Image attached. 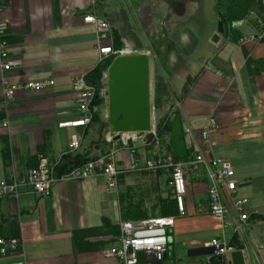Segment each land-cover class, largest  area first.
<instances>
[{
    "label": "crops",
    "instance_id": "crops-1",
    "mask_svg": "<svg viewBox=\"0 0 264 264\" xmlns=\"http://www.w3.org/2000/svg\"><path fill=\"white\" fill-rule=\"evenodd\" d=\"M97 1L0 0L9 55V65L0 70V180L23 179L40 156H74L76 152H69L74 136L82 147L88 126L59 128L58 124L80 117L73 81L99 63L95 29L83 22L86 14L100 16ZM254 30L245 22L238 29L241 35ZM46 79L54 81L52 87L38 93L20 91L6 103L2 99L3 81L23 84ZM102 98L95 112L99 121L107 115V92ZM209 117L215 118L219 128L206 147L201 131ZM167 119L169 130L163 131L158 149L138 139L128 145L114 144L97 158L124 171L117 195L96 175L59 182L48 197L20 189L17 195L3 198L0 237L18 239L20 249L14 256L0 257V264L15 260L116 264L102 252L118 243L119 222L157 218L171 219L172 225L167 229L165 256H155V264H206L212 239L229 244L237 236L239 214L234 199L247 201L244 211L250 219L242 228L263 220L264 45L240 46L228 38L224 45L215 46L188 92L175 100ZM5 143L9 161L4 157ZM152 151L173 162L184 163L197 151L228 162L237 183L234 194L221 192L229 226L209 213L207 180L191 171L185 175V214L180 215L168 186L170 171L144 169ZM132 155L136 170L130 169ZM170 201L175 214L163 216L162 206Z\"/></svg>",
    "mask_w": 264,
    "mask_h": 264
},
{
    "label": "water",
    "instance_id": "water-1",
    "mask_svg": "<svg viewBox=\"0 0 264 264\" xmlns=\"http://www.w3.org/2000/svg\"><path fill=\"white\" fill-rule=\"evenodd\" d=\"M216 0H98L100 16L120 36L123 47L141 54L115 57L106 70L107 115L93 121L74 156L94 160L111 151L124 134H146L167 118L175 100L228 38ZM243 20L233 21L237 30ZM110 137V140H108ZM237 231L219 264H264V219ZM210 256L213 249H207ZM165 256V252H160ZM206 255L205 253L202 254ZM140 262L149 260L138 253ZM148 264H155V259Z\"/></svg>",
    "mask_w": 264,
    "mask_h": 264
},
{
    "label": "built area",
    "instance_id": "built-area-1",
    "mask_svg": "<svg viewBox=\"0 0 264 264\" xmlns=\"http://www.w3.org/2000/svg\"><path fill=\"white\" fill-rule=\"evenodd\" d=\"M85 24L92 25L97 35V49L99 62L118 56H131L141 54L140 51L127 47L113 48V30L109 22L92 13L83 17ZM7 30L5 23H0V70L6 68L9 63L7 43L3 37ZM240 46L264 45V23L259 21L253 32L241 35L236 42ZM107 74H103L101 79L102 88L97 89L88 83L86 74L75 77L72 85L76 96L80 117L72 121H64L58 124L59 128H86L93 122L96 112L94 105L97 97L102 98L106 92ZM54 81L51 79L40 81H29L23 84H10L6 81L2 83L3 101H11L15 95L22 92L38 93L52 87ZM6 126L7 124H3ZM219 128L218 122L213 117H209L206 125L201 131V138L204 145L208 147L210 136ZM153 138L146 143V134H124L120 136V142L128 145L129 141L140 140L143 144H152L156 149L160 147V139L156 130L152 129ZM110 140V137H108ZM80 148V140L72 137L69 143V152H76ZM60 158L40 156L35 167L29 169L23 179L10 181L0 180V201L3 198L17 195L20 189H25L38 197H48L51 195L55 184L63 181L85 180L96 175H101L105 179L107 190L117 195L119 192V179L124 171L118 169L115 163H102L99 160H89L79 167L71 169H60ZM137 163L135 157L131 156V170H136ZM145 170H165L170 171L168 186L172 191L177 211L180 215L185 214L184 197L186 195L185 175L191 171L207 180V197L209 213L226 222L229 211L222 202L221 192L225 191L234 194L237 183L234 179L235 173L228 162L206 156L204 152L197 151L186 162H173L166 155L152 151L144 165ZM245 199L236 198L233 201L234 208L238 211L237 231L247 224L250 216L244 211ZM229 226V224L226 222ZM172 225L171 219L157 218L143 221H121L119 222L118 243L102 252L103 257L115 260L116 264H148L155 259L168 245V227ZM208 247L213 249V256L218 257L230 250V245L222 243L217 239H212ZM20 242L16 238L0 237V257L14 256L19 252ZM147 253L149 260L140 262L138 253ZM9 264H27L24 260H15ZM206 264H211L210 256Z\"/></svg>",
    "mask_w": 264,
    "mask_h": 264
},
{
    "label": "trees",
    "instance_id": "trees-1",
    "mask_svg": "<svg viewBox=\"0 0 264 264\" xmlns=\"http://www.w3.org/2000/svg\"><path fill=\"white\" fill-rule=\"evenodd\" d=\"M253 10H257V13L262 14L263 16L262 22L264 23L263 0H216L215 11L217 14H219L222 17L224 27H225L226 37L235 43L237 42L241 34L238 30L232 28V22L244 20L248 14H251L253 12ZM112 44H113V48L115 49L121 48L123 46L120 41L119 34L114 31H113V43ZM111 61H112L111 58L104 59L100 61L95 68L89 71L86 74L88 83L95 86L97 89H101L102 88V84H101L102 76L106 72ZM102 102H103V98L97 97V99H95L94 101V105L98 106ZM167 120L168 119L165 118L161 122V124L156 128V134L158 135L160 139V143L162 142L163 131L165 129L169 130V123ZM93 121H99V118L95 114L93 116ZM120 146L121 144L118 145V147ZM3 152H4L5 159L9 161L10 160V150H9L8 143H5V149ZM82 159L83 157L82 156L80 157L79 155L72 156L71 154H65L63 157H61L60 169L64 170V169H71L73 167H79L88 161V160H83L82 162ZM94 160H97V159H94ZM165 205L167 206L166 207L167 209L164 211ZM165 205L162 206L163 216L174 215L175 212L172 210L171 201ZM259 219H263V218H259ZM79 234H75V235L79 236ZM236 238L237 236L235 235L232 238V241ZM232 241L229 243L230 246L232 245ZM210 262L211 264H219L216 260V257L213 255L210 256Z\"/></svg>",
    "mask_w": 264,
    "mask_h": 264
},
{
    "label": "rangeland",
    "instance_id": "rangeland-1",
    "mask_svg": "<svg viewBox=\"0 0 264 264\" xmlns=\"http://www.w3.org/2000/svg\"><path fill=\"white\" fill-rule=\"evenodd\" d=\"M253 12L254 13L248 14L243 21L247 23L248 26L256 27L257 23L259 21H262L263 16L262 14L257 13V10H253ZM245 29L246 28H242V32H245L246 31ZM238 233H241V231H239Z\"/></svg>",
    "mask_w": 264,
    "mask_h": 264
}]
</instances>
